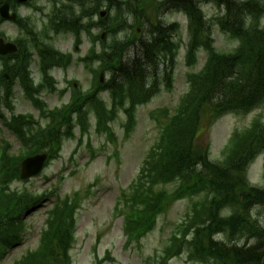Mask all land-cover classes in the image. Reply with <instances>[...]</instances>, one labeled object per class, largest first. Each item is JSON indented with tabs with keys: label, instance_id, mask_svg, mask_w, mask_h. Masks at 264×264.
I'll return each mask as SVG.
<instances>
[{
	"label": "trees",
	"instance_id": "obj_1",
	"mask_svg": "<svg viewBox=\"0 0 264 264\" xmlns=\"http://www.w3.org/2000/svg\"><path fill=\"white\" fill-rule=\"evenodd\" d=\"M4 1L6 0H0V5ZM76 1L81 5L79 14L76 15L72 3L55 12L54 21L58 29H68L78 34L82 28V19L99 11V5L89 7L86 0ZM254 1V5L243 4V9L239 11L235 5H226L227 15L219 21V25L232 40L240 41L239 47L229 54L217 52L196 7L191 5L186 10L194 24L187 64L193 67L196 65V52L201 47L209 52L207 62L200 73L188 75L190 91L181 100L176 114L167 125L169 145L164 153L165 159L160 166L151 167L154 183H167V180H171L180 185L171 198L198 199L191 201L185 223L177 228L180 238L173 234L172 245L167 248V252L172 250L179 254L181 249L187 247L191 260L206 264H264V229L258 228L251 220L253 207L259 205L264 208V191L251 187L247 178L250 163L264 152L263 119L258 117L251 127L233 134L225 149L224 161L219 164L209 160L208 149H196L193 141L203 115L213 113L215 118H220L228 113L248 114L264 103V26H257L263 24L260 20L264 18V5ZM114 2L109 0L110 5ZM98 3L101 4V0ZM140 12L137 9L132 11L134 14ZM247 15L253 19L248 28L242 23V20H247ZM113 21L115 26L112 25L107 30L115 33L113 29L122 26L124 19L117 13ZM1 23L0 20V25ZM167 32L162 27H155L151 38L141 42L139 46L124 49L123 46L115 45L107 54L108 58L104 57L114 77L110 83L118 88L120 96L130 91L137 97L152 96L158 86L155 77L159 74V67L169 62L172 64L176 57V45ZM32 39L39 44L35 35ZM39 52L45 59V71L52 65H67L58 52L48 47ZM27 55H17L15 58L19 62L13 66L9 65L7 58H3L6 71L13 78L19 76L25 88L32 87L29 83L30 61ZM168 73L165 70L164 76L170 80ZM0 79V116L5 118L1 108L5 105L12 109V94L7 87L2 89L6 83L2 75ZM48 85L50 89L54 88L50 83ZM40 92L41 89L27 94L37 103L35 95ZM90 94L80 96L73 106L65 107L62 111L46 113L58 124L54 125L55 128L48 126L39 135L32 132L36 125L32 116L13 117L9 128L24 144L25 155L36 154L46 147H49L51 154H56L62 135L65 134L62 128L71 125L72 112L80 111L82 106L91 101L93 103L94 100L95 104H99L97 98ZM120 96L115 98L116 105L119 101V105L122 103ZM5 122L8 123L6 118ZM20 161L18 157L9 154V148L4 150L0 158V248H3L1 245L9 246L20 241L25 230L22 222L24 213L46 199L45 194L39 195L28 190L10 193L9 185L18 180ZM153 174L149 173L144 178ZM181 183L184 184L183 187ZM158 194L142 184L135 187L129 195L123 196L128 215L139 218L142 223L146 222L143 226H148L163 208L164 205H160V202L170 200L164 199L162 192ZM75 200L66 199L50 211L47 222L50 229L47 234L49 244L33 255L29 254L18 264H66L69 239L73 235V215L77 209ZM131 206L135 208L133 212ZM222 209H231L232 212L227 217H221ZM190 233H193L192 241L186 239ZM219 234L225 236L226 242L214 240V236ZM254 238L257 240L255 245L238 247L240 241L246 243Z\"/></svg>",
	"mask_w": 264,
	"mask_h": 264
},
{
	"label": "rangeland",
	"instance_id": "obj_2",
	"mask_svg": "<svg viewBox=\"0 0 264 264\" xmlns=\"http://www.w3.org/2000/svg\"><path fill=\"white\" fill-rule=\"evenodd\" d=\"M51 1L34 0L35 6L42 8L43 11L41 12H37L35 8L27 6L20 9V16L32 26L31 29L35 28V32L44 29L48 25L49 14L55 8V4ZM61 1L66 2V0H56L59 3L58 5L62 6L64 3H60ZM199 1L207 17L205 19L210 20L209 24L212 28L217 50L220 53L232 52L238 46V43L223 34L214 20L215 17L221 16L223 12L212 2L207 0ZM239 1L243 3L246 0ZM259 1L264 5L263 0ZM90 5L94 6L91 3ZM73 7L76 13L81 10L80 6L74 5ZM111 15L109 23H113L110 20L115 17L114 11L111 12ZM138 17L144 29L147 28L148 24L157 21L162 22L166 27L174 24L179 25V30L175 28L174 30L176 31L173 33L175 42L181 39V50H179L173 70H171L172 89L167 90L164 87L163 72L165 69L160 70L155 77L157 82H160V92L148 104L138 108L136 128L129 139L124 137L125 117L122 113H120V117L113 124L118 138L116 144L108 142L104 136L97 135L94 132L95 120L92 117L90 119L91 122L89 121L91 126L89 138L85 137L86 139L77 152H74V150L78 147L77 138L80 136V129L75 126L71 131L77 138L68 139L64 142L61 157L58 160L53 161L44 173L27 184L16 183L14 185L17 190L27 188L31 191L42 192L53 189L51 185L56 183L59 176L64 175L66 178L62 186L58 188V193L61 197L72 196L74 193L80 192L82 198L80 199V209L76 216L77 227L71 248L70 264H146L150 260L154 261V257L158 256L164 247L168 245L169 237L175 230L176 225L183 220L188 209L187 201L178 202L159 218L153 232L145 237L141 243L137 242L130 247L126 246L122 219L114 214V206L120 191L130 186L150 148L153 145L155 146L159 140L162 123L154 121L151 117L152 113L166 110L169 114H173L180 98L188 90V73L199 72L206 60V53L202 51L198 56L197 65L193 69L186 67L184 53L189 39L188 21L181 12L170 10L166 5H160L158 11L148 7L143 16L138 15ZM133 22V18L130 19V23L134 24L135 22ZM0 32L6 35L9 40L23 38L24 36V33L10 23H4ZM99 34H102V32L97 31L94 35ZM116 34V36H106L107 44L113 43V41L115 43L125 42L128 38L125 30ZM81 40L82 44L77 52L75 51L76 38L71 34L53 35L51 33L46 42L61 53L71 55L72 58V65L67 71L55 70L54 72L59 89L68 90V92L64 96L59 93H44L42 95L43 100L51 109L61 107L68 102L70 96L69 88L74 82L83 91H88L91 88L89 72L78 62V58L90 53L92 42L85 34L81 35ZM96 48V52H99L100 46ZM2 65L0 61V71ZM32 72L35 79L39 78L36 58L34 59ZM14 92L16 114H33L37 117L38 112L23 95L18 85L15 87ZM101 97L108 104L110 103L108 94H102ZM261 114H264V105L249 115H227L216 121L214 125L210 115H206L202 122L200 134L194 142L196 149L205 151L209 147L211 160L214 162L220 161L222 152L233 132L245 129L255 117ZM163 120L164 122L167 120L165 116ZM0 131H2L0 136L8 139L12 144L14 143L16 149L19 148L14 138L8 134L1 123ZM89 143L96 151V156L94 157L88 149ZM249 180L253 186L264 189V155L257 158L251 165ZM55 197L56 195L53 198L55 199ZM50 207L51 204L45 202L41 207L26 215L27 228L22 243L17 247L11 248L6 256L0 259V264H13L16 260L26 255L28 251L35 250L38 247L44 222L47 218L46 210ZM256 217L264 224V210H258ZM250 243L254 244L255 242ZM108 256H110V259L105 261L104 259H107ZM159 261L151 264H159ZM170 264L201 263H190L187 261L186 254H183L175 258Z\"/></svg>",
	"mask_w": 264,
	"mask_h": 264
},
{
	"label": "water",
	"instance_id": "obj_3",
	"mask_svg": "<svg viewBox=\"0 0 264 264\" xmlns=\"http://www.w3.org/2000/svg\"><path fill=\"white\" fill-rule=\"evenodd\" d=\"M21 3H27L29 0H17ZM0 14L5 19H16V15H9V5L6 4L3 8H0ZM17 51V48L12 44H5L3 40H0V54L7 55L13 54ZM46 156H38L32 159H28L22 164V179H28L30 177L36 176L42 170Z\"/></svg>",
	"mask_w": 264,
	"mask_h": 264
},
{
	"label": "bare ground",
	"instance_id": "obj_4",
	"mask_svg": "<svg viewBox=\"0 0 264 264\" xmlns=\"http://www.w3.org/2000/svg\"><path fill=\"white\" fill-rule=\"evenodd\" d=\"M51 2H53L55 4V8L56 6L59 4L58 2H56V0H52ZM151 2V0H115V2L111 5V8L109 10H106L108 15L111 17V12L114 11L115 13V17L118 14H120L121 19H126V16L128 15L129 12L134 11L135 9L139 10L141 8H143L144 6H146L147 4H149ZM227 4H230V6H234L236 7V9L242 10L243 9V4L241 1L239 0H227L226 1ZM235 2V3H233ZM161 5L165 6L166 3L163 1H160ZM54 8V9H55ZM142 53V52H141ZM250 243L246 242L243 243L241 245H238V247H244V246H248Z\"/></svg>",
	"mask_w": 264,
	"mask_h": 264
}]
</instances>
